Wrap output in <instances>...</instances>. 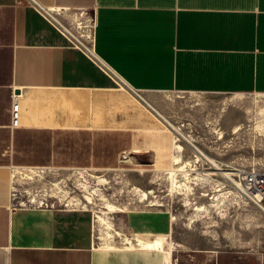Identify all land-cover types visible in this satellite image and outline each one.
Returning a JSON list of instances; mask_svg holds the SVG:
<instances>
[{
  "label": "crops",
  "instance_id": "0c3cea01",
  "mask_svg": "<svg viewBox=\"0 0 264 264\" xmlns=\"http://www.w3.org/2000/svg\"><path fill=\"white\" fill-rule=\"evenodd\" d=\"M51 8L79 10L87 48ZM165 91L264 94V0H0V264L124 263L93 244L89 208L15 204L12 177L170 167Z\"/></svg>",
  "mask_w": 264,
  "mask_h": 264
},
{
  "label": "rangeland",
  "instance_id": "374dc122",
  "mask_svg": "<svg viewBox=\"0 0 264 264\" xmlns=\"http://www.w3.org/2000/svg\"><path fill=\"white\" fill-rule=\"evenodd\" d=\"M48 12L79 34L66 18L72 14L76 23L78 9ZM157 97L160 112L178 127L171 125L174 145L180 143L181 148L174 146L179 159L174 161L173 155L170 167L128 164L96 175L66 176L16 169L13 201L89 208L93 244L103 255L122 253L123 264H264V199H247L235 182L244 169H264V94L165 91ZM195 146L230 174L222 175L211 160L196 155ZM108 204L120 209L110 210ZM141 213L142 226L135 221ZM160 233L165 234L163 251L104 248L112 240L121 244L124 237L136 241L137 235L151 238Z\"/></svg>",
  "mask_w": 264,
  "mask_h": 264
},
{
  "label": "built area",
  "instance_id": "2783aa9c",
  "mask_svg": "<svg viewBox=\"0 0 264 264\" xmlns=\"http://www.w3.org/2000/svg\"><path fill=\"white\" fill-rule=\"evenodd\" d=\"M51 17L54 20H56L60 24V26H62L70 35H72L78 44L82 45L77 40L78 37L73 35V32L69 28L64 26L53 16ZM18 117H19V103L16 98V94L12 93L11 121H10V124L12 126H16L18 124ZM235 182L237 188L247 199L251 201H261L262 199H264V169L263 170H259L255 168L244 169L237 176V181Z\"/></svg>",
  "mask_w": 264,
  "mask_h": 264
},
{
  "label": "bare ground",
  "instance_id": "6f19581e",
  "mask_svg": "<svg viewBox=\"0 0 264 264\" xmlns=\"http://www.w3.org/2000/svg\"><path fill=\"white\" fill-rule=\"evenodd\" d=\"M49 11V10H48ZM52 16V15H51ZM77 40L79 41V43H81L83 45V47L85 46V48H87L86 46V43L83 42V40H81L80 38H77ZM171 124V122H169ZM176 130H178V127L171 124ZM175 148L176 150L178 151L180 148H181V144L180 143H176L175 145ZM196 147V150L198 151V154L196 155H204L205 157H207L209 160L212 161L213 163V167L215 170H217L218 172H220L222 175L224 176H228L230 173L228 171V169H225L223 167H221L214 159L208 157L198 146H195ZM176 152V151H175ZM175 159L174 161L178 160L179 159V155L178 153H176L174 155ZM210 161V162H211ZM211 163V164H212ZM179 167H182V166H179ZM203 174V172H202ZM206 174V173H205ZM171 176V175H170ZM89 197V196H88ZM90 198V197H89ZM87 201H90V199H88ZM108 209L110 210H115V209H120V207H116L114 205H111V204H108ZM174 216H172L173 218ZM99 218V221L103 220V218H101L100 216L98 217ZM98 220V219H97ZM109 226V224H108ZM116 234H120V232L118 230L115 231ZM109 234V237H112V233H107ZM125 236V235H124ZM136 243H133V241L128 238V237H124V242L126 244L127 247H134V245H138V247L140 248H146V249H149V250H163L164 249V246H165V234L163 233H160V234H156L154 235L153 237L149 238L147 237L146 235H137L136 238ZM108 246H112L111 243H107ZM105 247V246H104Z\"/></svg>",
  "mask_w": 264,
  "mask_h": 264
}]
</instances>
